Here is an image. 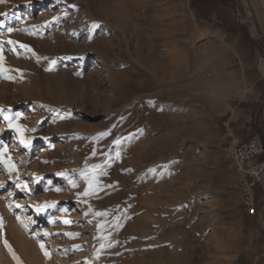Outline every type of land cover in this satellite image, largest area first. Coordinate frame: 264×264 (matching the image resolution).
<instances>
[{"label":"rangeland","instance_id":"rangeland-1","mask_svg":"<svg viewBox=\"0 0 264 264\" xmlns=\"http://www.w3.org/2000/svg\"><path fill=\"white\" fill-rule=\"evenodd\" d=\"M247 2H0V264L5 239L21 264H252L221 124Z\"/></svg>","mask_w":264,"mask_h":264},{"label":"crops","instance_id":"crops-1","mask_svg":"<svg viewBox=\"0 0 264 264\" xmlns=\"http://www.w3.org/2000/svg\"><path fill=\"white\" fill-rule=\"evenodd\" d=\"M258 1L248 0L247 6L259 19L262 13ZM261 1L264 5V0ZM234 50L232 73L239 81L233 88L231 106L222 122L229 121L235 137L241 140L264 131V32L238 33ZM223 130L225 133L224 127ZM258 190L259 201H264V187ZM240 222L252 264H264V220L243 210Z\"/></svg>","mask_w":264,"mask_h":264},{"label":"built area","instance_id":"built-area-1","mask_svg":"<svg viewBox=\"0 0 264 264\" xmlns=\"http://www.w3.org/2000/svg\"><path fill=\"white\" fill-rule=\"evenodd\" d=\"M225 152L241 174L242 205L251 216L264 220V201H259V188L264 187V131L239 140L229 121H223Z\"/></svg>","mask_w":264,"mask_h":264},{"label":"snow or ice","instance_id":"snow-or-ice-1","mask_svg":"<svg viewBox=\"0 0 264 264\" xmlns=\"http://www.w3.org/2000/svg\"><path fill=\"white\" fill-rule=\"evenodd\" d=\"M0 2H4V0H0ZM99 27H100V24L99 23H95V22L93 23V28H99ZM17 128L19 130V126L18 125H17ZM33 131H34V129H33ZM117 155H119V154H117ZM6 164H8V162H6ZM95 167H98V166H95ZM12 170H13V167L12 166H9V171H12ZM152 171H155V169H153ZM61 175H63V173H61ZM82 175H84V173H82ZM85 178L87 179V177H85ZM69 183H71L75 187V182L74 181H71L70 180ZM3 186H4L3 183H0V187H3ZM17 186L19 187V185H17ZM26 187L27 186L25 185V188ZM57 191H59V189H57ZM84 194L85 195L88 194L87 193V189L85 190V193ZM9 207H12V205L10 204ZM16 207H20V206L19 205H16ZM17 219L19 220L20 217L17 216ZM21 222L23 223V221H21ZM65 223H68V221H65ZM2 226H3V220H2V218H0V227H2ZM24 226H25V228H27V225H24ZM34 235H38V234H34ZM44 235L47 236V235H49V233L45 232ZM67 235H77V234L68 233ZM4 245H5V247L8 248L9 252L12 253L13 258L17 260V264H21V261L19 260V257L16 256V253L13 251L12 246L9 244V242L7 241V239L4 240ZM40 247H41V250L44 251V254H45L46 257L50 256V253L45 248L43 242L40 243Z\"/></svg>","mask_w":264,"mask_h":264},{"label":"bare ground","instance_id":"bare-ground-1","mask_svg":"<svg viewBox=\"0 0 264 264\" xmlns=\"http://www.w3.org/2000/svg\"><path fill=\"white\" fill-rule=\"evenodd\" d=\"M38 210H39V213H40V214L45 213V210H44V209H41V208H40V209H38Z\"/></svg>","mask_w":264,"mask_h":264}]
</instances>
